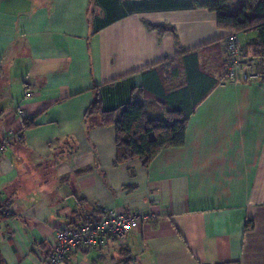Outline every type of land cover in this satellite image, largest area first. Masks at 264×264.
Instances as JSON below:
<instances>
[{"label": "crops", "instance_id": "obj_1", "mask_svg": "<svg viewBox=\"0 0 264 264\" xmlns=\"http://www.w3.org/2000/svg\"><path fill=\"white\" fill-rule=\"evenodd\" d=\"M145 22L173 26L184 50ZM230 32L194 0H0V145L31 125L0 155V264H44L59 229L105 209L156 217L61 264H264V79L222 80ZM191 68L216 84L186 144L117 163L116 128L91 105L115 109L136 90L163 116L143 87L156 75L167 92L188 87Z\"/></svg>", "mask_w": 264, "mask_h": 264}, {"label": "trees", "instance_id": "obj_2", "mask_svg": "<svg viewBox=\"0 0 264 264\" xmlns=\"http://www.w3.org/2000/svg\"><path fill=\"white\" fill-rule=\"evenodd\" d=\"M194 4L196 8L215 12L218 25L222 29L234 30L242 34L257 32V38L246 45L250 49H256L254 54L262 58L259 74L260 78L264 79V0H242L235 11L229 10L230 0H194ZM145 24L149 29L158 31L161 36L172 32L178 48L184 50L179 34L173 26L168 24L154 26L149 22ZM220 47L224 55L226 52L224 42ZM223 55L220 57L225 68L222 80L225 81L227 80V60ZM190 56L198 60L197 53ZM193 70V68L189 70L191 80L188 87H182L177 91L167 92L157 75L143 87L145 95L148 96V92L156 95V100L161 105L160 110H163V116H152L147 107V98H145L146 101L141 100L139 97L141 92L136 90L131 102L115 109L103 110L99 101L91 105L88 114L93 121L98 122L100 126L114 125L116 128L117 163L139 158L144 165H148L163 149L181 147L186 144L189 118L216 84L209 75L194 74ZM24 124V129L15 131L19 134L15 139L20 142L24 138V131L31 126L26 120ZM7 141L3 142L6 146ZM7 218H10L8 205L0 202V221ZM98 219L100 218L95 220Z\"/></svg>", "mask_w": 264, "mask_h": 264}, {"label": "built area", "instance_id": "obj_3", "mask_svg": "<svg viewBox=\"0 0 264 264\" xmlns=\"http://www.w3.org/2000/svg\"><path fill=\"white\" fill-rule=\"evenodd\" d=\"M224 45L227 60V80L242 83L260 79L259 71L263 60L252 57L239 32L231 31L226 37ZM31 95L32 93H27L28 97ZM20 114L25 115L22 109ZM18 135L17 132L11 131L8 140L15 139ZM5 148L6 144L2 143L0 155ZM104 213L105 215L98 220L59 229L56 233L52 253L44 264H61L71 251L97 249L108 239L115 238L123 242L127 235L137 229L140 224L156 217L152 210L124 213L105 209Z\"/></svg>", "mask_w": 264, "mask_h": 264}, {"label": "rangeland", "instance_id": "obj_4", "mask_svg": "<svg viewBox=\"0 0 264 264\" xmlns=\"http://www.w3.org/2000/svg\"><path fill=\"white\" fill-rule=\"evenodd\" d=\"M233 1H234V0H232V4L235 5V4L233 3ZM245 37L248 38V36H245ZM254 50H256V49H254ZM254 50L251 52L252 57L261 58V57H258V56H256V55L254 54V53H255ZM124 241H125V239H124ZM125 264H126V263H125ZM134 264H136V263H134Z\"/></svg>", "mask_w": 264, "mask_h": 264}]
</instances>
